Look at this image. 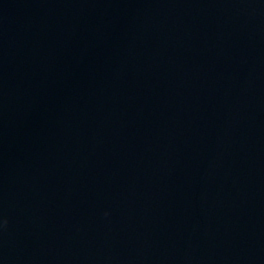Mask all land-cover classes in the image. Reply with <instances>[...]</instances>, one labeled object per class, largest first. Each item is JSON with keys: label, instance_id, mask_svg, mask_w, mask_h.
Wrapping results in <instances>:
<instances>
[{"label": "water", "instance_id": "water-1", "mask_svg": "<svg viewBox=\"0 0 264 264\" xmlns=\"http://www.w3.org/2000/svg\"><path fill=\"white\" fill-rule=\"evenodd\" d=\"M0 264H264V0H0Z\"/></svg>", "mask_w": 264, "mask_h": 264}]
</instances>
